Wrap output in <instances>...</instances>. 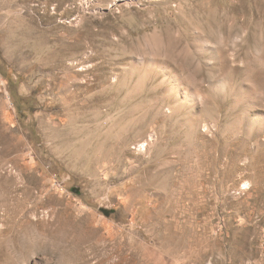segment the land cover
I'll use <instances>...</instances> for the list:
<instances>
[{
    "label": "rangeland",
    "instance_id": "374dc122",
    "mask_svg": "<svg viewBox=\"0 0 264 264\" xmlns=\"http://www.w3.org/2000/svg\"><path fill=\"white\" fill-rule=\"evenodd\" d=\"M0 264H264V0H0Z\"/></svg>",
    "mask_w": 264,
    "mask_h": 264
}]
</instances>
